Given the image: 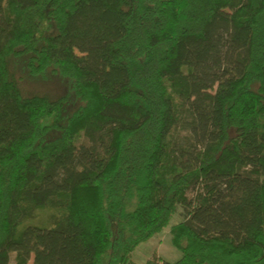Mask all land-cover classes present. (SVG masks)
<instances>
[{
    "label": "trees",
    "instance_id": "1",
    "mask_svg": "<svg viewBox=\"0 0 264 264\" xmlns=\"http://www.w3.org/2000/svg\"><path fill=\"white\" fill-rule=\"evenodd\" d=\"M166 227L142 264H264V0H0V264H137Z\"/></svg>",
    "mask_w": 264,
    "mask_h": 264
},
{
    "label": "rangeland",
    "instance_id": "2",
    "mask_svg": "<svg viewBox=\"0 0 264 264\" xmlns=\"http://www.w3.org/2000/svg\"><path fill=\"white\" fill-rule=\"evenodd\" d=\"M25 58L21 57L17 61L13 60L12 65L15 66L14 71L17 76H20V86L23 92L27 95L32 94H47L51 98H55L59 95L70 91L69 82L60 77L59 75L47 70L42 75H31L24 68ZM15 61V62H14ZM68 106V105H67ZM68 111H71V107H67ZM48 211L45 209L38 210L35 218L31 221L34 224H46ZM180 210L172 217L170 224L177 222L181 219ZM159 248L162 258L175 260L180 256L179 251L170 243L169 227L163 229L158 235L153 236L149 240L140 243L132 253V259L137 264H142L148 257H150L156 249ZM9 264H13L11 258Z\"/></svg>",
    "mask_w": 264,
    "mask_h": 264
},
{
    "label": "crops",
    "instance_id": "3",
    "mask_svg": "<svg viewBox=\"0 0 264 264\" xmlns=\"http://www.w3.org/2000/svg\"><path fill=\"white\" fill-rule=\"evenodd\" d=\"M155 252H156V254H157L158 256L162 257V256L160 255L159 248H157ZM163 258H164V257H163ZM165 259H167V258H165ZM168 260H170V259H168Z\"/></svg>",
    "mask_w": 264,
    "mask_h": 264
}]
</instances>
